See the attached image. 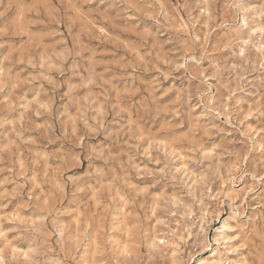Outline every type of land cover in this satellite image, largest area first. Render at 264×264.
Segmentation results:
<instances>
[{
  "label": "clouds",
  "instance_id": "clouds-1",
  "mask_svg": "<svg viewBox=\"0 0 264 264\" xmlns=\"http://www.w3.org/2000/svg\"><path fill=\"white\" fill-rule=\"evenodd\" d=\"M0 264H264V0H0Z\"/></svg>",
  "mask_w": 264,
  "mask_h": 264
}]
</instances>
